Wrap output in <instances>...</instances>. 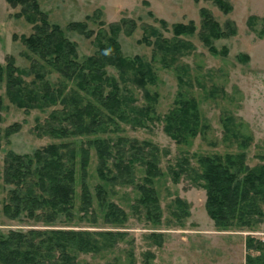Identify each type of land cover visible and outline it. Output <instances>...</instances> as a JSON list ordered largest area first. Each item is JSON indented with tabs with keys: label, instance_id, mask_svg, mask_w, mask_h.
<instances>
[{
	"label": "rangeland",
	"instance_id": "rangeland-1",
	"mask_svg": "<svg viewBox=\"0 0 264 264\" xmlns=\"http://www.w3.org/2000/svg\"><path fill=\"white\" fill-rule=\"evenodd\" d=\"M232 8L225 13L213 0H39L40 7L52 23L60 24L66 36L77 43L78 57L83 61L99 52V37L110 34L111 26L122 27L117 38L124 56L141 55L149 62L156 74V81L147 89L157 94L152 102L149 117L140 124L129 112L128 118L106 111L104 122L97 133L68 137H56L45 130L51 112L63 114L64 103L58 102L44 108L26 111L11 102L6 94V82L0 83L3 103L0 106V166L4 167L9 151L33 154L49 143L72 141L78 147L88 146V140L108 138L115 145L116 153L122 147L127 154L132 143L156 145L159 164L163 174L155 178L162 218L154 222L147 209L138 202L141 191L138 184L146 175L145 165L135 164V182H108L98 175L99 160L96 149L91 146V161L87 181L93 194V204L85 213L79 209L81 199V169L77 164L75 207L72 215L62 214L51 222L28 217L25 213L16 218L7 216L3 204L8 200L12 185H0V232L36 229L118 230L125 233L117 244L99 253H78L80 264H145L147 254L153 253L148 264H247V241L249 236L264 241V218L252 226L234 224L220 228L210 217L206 208L207 190L196 180V173H183L174 180L172 169L185 156L191 166L202 170L199 158L202 155L246 153L249 167L264 164V0H227ZM208 8L223 27L231 21L235 34L214 39V44L226 54H214L201 37V9ZM21 6H12L0 0V63L6 64L13 56L30 82L36 77L31 66L36 59L38 69L55 88H63L67 101L79 96L84 102L94 100V95L80 88L76 79H68L47 66L38 55L24 44L22 35L31 34L34 23L18 15ZM89 17V18H88ZM165 20L166 24L161 22ZM194 21L197 29L193 34L175 36L173 26L178 22ZM71 21H86L94 33L88 37L68 29ZM135 21L136 28L126 33ZM157 29L169 40L178 38L188 43L184 52L166 54L156 45L151 29ZM149 34L151 42L143 39ZM17 35V38H15ZM42 63V64H41ZM108 75L120 85V92L131 104L144 107L150 104L145 88L127 78L115 66L106 67ZM105 90L112 88L105 84ZM194 97L201 112L202 124L196 135L179 143L165 131V116L176 105L177 99ZM98 104V103H97ZM60 120V121H59ZM66 123L61 116L54 121ZM19 123V128L6 134L7 128ZM62 123V124H63ZM123 139V140H122ZM248 139L244 146L242 142ZM121 141V142H120ZM144 149L149 152L151 145ZM112 165V159L110 161ZM97 185H102L107 194L106 202L116 203L124 210L118 222L106 216V203H100ZM188 204V212L181 218L176 199ZM264 210V202L262 203ZM179 212V210H178ZM180 213V212H179ZM159 233L161 236H151ZM260 251L255 250V254Z\"/></svg>",
	"mask_w": 264,
	"mask_h": 264
},
{
	"label": "trees",
	"instance_id": "trees-1",
	"mask_svg": "<svg viewBox=\"0 0 264 264\" xmlns=\"http://www.w3.org/2000/svg\"><path fill=\"white\" fill-rule=\"evenodd\" d=\"M7 1L12 6L20 5L18 15L34 23V31L21 37L28 49L38 55L47 66L68 79H76L80 88L94 95V100L87 102L73 95L67 101L66 96L62 94L63 88H55L45 77L46 74L39 71V61L34 59L31 69L36 73V77L28 82L24 78L27 69L20 68L15 58L8 56L5 65L0 63V83L6 82V94L11 102L26 111L58 102L64 103V115H60L56 110L52 111L46 122V132L56 137L97 133L104 122L106 111L119 114L122 118H128L129 112H132V117L134 115V119L140 124L144 116H150L148 113L153 108L152 102L156 100L157 94L151 93L147 85L156 81V74L152 65L141 55L127 57L122 54L117 38L122 30L120 25H112L110 34L102 35L105 36V41L99 37L97 54L80 61L77 43L66 36L60 24L49 20L48 14L41 9L39 0ZM213 1L225 13L232 8L227 0ZM201 15V37L204 43L212 53L226 54L227 47L220 50L214 44V39L235 34L236 27L231 21L223 27L206 7L201 9ZM161 22L166 24L165 20ZM131 25V28L126 29V33H132L136 28L135 21H132ZM67 27L88 37L94 33L86 21H71ZM196 29L193 20L188 23L178 22L173 26L176 37L193 34ZM150 35L156 36V45L166 54L184 52L188 46L181 38L172 41L163 37L155 28L150 30ZM143 39L151 42L147 33ZM108 65L115 66L127 78L130 76L135 83L145 88L150 104L144 107L131 104L128 97L120 92L117 80L108 75ZM105 84H111L112 88L105 90ZM2 103L3 96L0 92V106ZM61 116L66 123L61 121V125H57L54 121ZM201 124L198 102L194 97H190L177 99L176 105L165 116L164 128L173 139L181 143L196 135ZM18 128L19 123H14L7 128L6 134ZM88 143V146L78 147L72 141L53 142L38 148L33 154L9 151L4 167L0 166V185L1 180L12 185L9 198L3 204L4 213L12 218L25 213L28 217L48 223L55 221L62 214L72 215L77 192L78 163L82 187V204L79 209L87 213L93 204V194L87 181L93 146L99 160L98 175L108 182L133 183L135 164L140 162L145 165L146 175L143 182L137 185L141 191L138 202L146 207L151 220L160 222L161 204L154 187L155 178L163 174L157 154L158 147L149 141H145V144L132 143L133 149L127 154L122 147L114 153L115 145L108 138L96 137L89 139ZM242 144L246 146L248 139H244ZM146 145H151L149 152L144 150ZM199 162L201 171L192 167L190 159L185 156L177 163V167H173V177L178 181L183 173H196V180L207 190V212L218 227L226 228L234 224L252 226L257 220L264 218V164L249 167L246 163V153L243 151L224 155H202ZM96 189L100 203L107 205V219L118 222L120 216L124 215V210L116 203L106 202L107 194L102 185H97ZM176 204L180 213L176 210L174 214L181 218L188 212V204L182 198H177ZM123 236L125 233L118 230L12 229L7 234L0 232V264H80L77 261L78 253H99L114 247ZM151 236L161 235L152 233ZM255 250L260 253L255 254ZM152 256L153 253L147 254L145 264L149 263ZM246 259L247 264H264V241L249 236ZM127 264L134 263L131 261Z\"/></svg>",
	"mask_w": 264,
	"mask_h": 264
}]
</instances>
